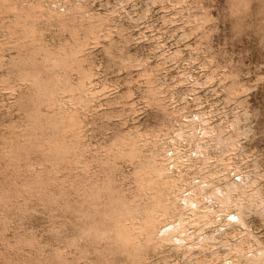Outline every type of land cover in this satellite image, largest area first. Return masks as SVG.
<instances>
[{"label": "rangeland", "instance_id": "374dc122", "mask_svg": "<svg viewBox=\"0 0 264 264\" xmlns=\"http://www.w3.org/2000/svg\"><path fill=\"white\" fill-rule=\"evenodd\" d=\"M0 264H264V0H0Z\"/></svg>", "mask_w": 264, "mask_h": 264}, {"label": "bare ground", "instance_id": "6f19581e", "mask_svg": "<svg viewBox=\"0 0 264 264\" xmlns=\"http://www.w3.org/2000/svg\"><path fill=\"white\" fill-rule=\"evenodd\" d=\"M32 8H34V6L32 7ZM38 81H36V83H37ZM39 82H41L42 83V81H39ZM43 84V83H42ZM83 90H85V85H83ZM87 88V87H86ZM79 90V89H78ZM81 90V89H80ZM74 115V114H73ZM72 119H70V121H71ZM72 122V121H71ZM73 124V123H72ZM135 147V146H134ZM134 147H133V145H132V149L131 150H133L134 149ZM55 148H56V154L57 153H60V154H62L63 152H64V148H63V146L62 145H60V144H56L55 145ZM134 151V150H133ZM132 151V152H133ZM135 152V151H134ZM133 152V153H134ZM59 154H57V156H58ZM155 155V154H154ZM156 156H157V154H156ZM69 156H67V158H68ZM152 158V157H151ZM167 159V158H166ZM151 160V159H150ZM158 160H159V158H158ZM164 160V159H163ZM171 160H172V158H171ZM173 160H174V158H173ZM160 161V160H159ZM166 161V160H165ZM165 161H163V162H165ZM162 163V162H161ZM160 162H158L157 161V159H156V157L155 156H153V159H152V161H151V163L148 165V169L149 170H151V172H152V176L151 177H149L148 179H146V178H143L142 176H141V188L144 190V191H153L154 189H158L159 190V192H158V194H157V196L158 197H156L157 199L155 200L156 201V204L158 205V204H162L163 202H165L164 203V205H165V207L166 206H168V204H169V202L167 201V200H169L170 198H166V201L165 200H162V198H161V196L159 195L160 193H162L161 191L162 190H160L161 188H159L158 187V185L160 186V185H163V184H167L168 182V178H169V175H167L168 173H167V170H168V168L169 167H167L168 165L167 164H161ZM173 165V164H172ZM171 165V166H172ZM141 166H143V165H141ZM144 168V167H143ZM139 169H140V167H139ZM138 169V170H139ZM142 169V168H141ZM146 169H147V167H146ZM145 169V171H147ZM141 171V170H140ZM142 171H144V170H142ZM138 172V171H137ZM150 172V171H149ZM141 174V173H140ZM148 174V173H147ZM149 175V174H148ZM168 176V177H167ZM183 180H185V179H183ZM171 181V180H170ZM170 181H169V183H170ZM182 181V180H181ZM183 182V181H182ZM140 183V182H139ZM172 183H173V186L175 185V186H177V184L176 183H174L173 181H172ZM150 192V193H151ZM148 193V192H147ZM166 196V195H165ZM169 196V195H168ZM168 196H166V197H168ZM158 200V201H157ZM186 200V199H185ZM174 203V202H173ZM190 203V202H189ZM114 204V203H113ZM121 204H123V203H121ZM120 204V205H121ZM191 204H192V202H191ZM132 205V204H131ZM130 205V206H131ZM172 205V203H171V201H170V205L169 206H171ZM241 205V204H240ZM248 205V204H247ZM113 207V206H112ZM127 207V206H126ZM126 207H124V210H126L127 211V214H128V211L130 210H132V208H133V206L132 207H129L128 206V208H126ZM167 208V207H166ZM171 208H172V206H171ZM115 209V208H114ZM169 209V208H168ZM123 210V208H122V212L124 211ZM111 211V210H110ZM166 211V210H165ZM121 212V213H122ZM147 212V216H146V218H145V220H144V222H143V224H142V226L139 228V227H135V226H129L128 225V216L127 217H122L123 216V214L124 215H127V214H125L124 212L122 213V215H121V213L120 214H118V213H116V220H117V223H115V225H116V227H115V232L114 233H116V235H117V237L116 238H118V240L120 241V242H122V244L125 246H131V245H136V244H139V239H140V237L141 236H144V235H146L147 236V238L149 237V238H153V237H158L159 238V241L161 240V239H163V240H169L170 239V236L172 237V234L170 233V231H171V229L170 228H167L165 231H161L160 229H159V223L161 222V220L159 219V215L158 214H156V209L155 208H150V209H148V211H146ZM241 213H243V212H241ZM131 214V213H130ZM202 216V215H201ZM243 215H241V217H242ZM138 217V216H137ZM203 217H206V216H204L203 215ZM124 218V219H123ZM134 219V218H133ZM165 219V218H164ZM163 219V220H164ZM135 220H137V219H135ZM162 220V221H163ZM204 220V219H203ZM115 221V220H114ZM181 221L183 222L182 223V227L185 229L186 228V226H187V220L185 219V218H182L181 219ZM133 222V221H132ZM134 224V223H133ZM110 225V224H109ZM114 225V226H115ZM96 227V226H95ZM114 229V228H113ZM96 230H98V229H96ZM101 231V230H100ZM100 231H99V233H100ZM103 231V230H102ZM91 232V231H90ZM94 232V231H93ZM96 233V232H95ZM98 234V233H97ZM96 234V235H97ZM114 235V234H113ZM98 236V235H97ZM96 236V237H97ZM101 236H103V239L104 238H106L107 236H108V232H102L101 233ZM145 236V237H146ZM101 239V238H100ZM111 239V238H110ZM156 239V238H155ZM96 241V240H95ZM117 241V240H116ZM118 241V242H119ZM162 241V240H161ZM122 244H121V247H122ZM119 249H120V247H119ZM122 249V248H121ZM141 250V249H140ZM123 251V250H122ZM130 255V254H129ZM133 255V254H132Z\"/></svg>", "mask_w": 264, "mask_h": 264}]
</instances>
